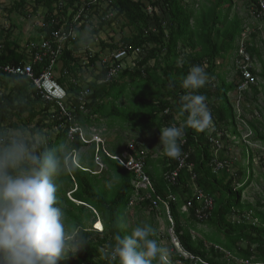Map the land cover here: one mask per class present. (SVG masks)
Masks as SVG:
<instances>
[{"label": "trees", "instance_id": "trees-1", "mask_svg": "<svg viewBox=\"0 0 264 264\" xmlns=\"http://www.w3.org/2000/svg\"><path fill=\"white\" fill-rule=\"evenodd\" d=\"M13 1V9L23 15L29 12L28 7L34 11L38 7L46 10L43 16L45 25L38 28L35 34L40 40L41 35L50 38V29L59 27L68 6H73V9L71 8L73 13L77 10L75 3L84 2L85 9L93 6L90 3L92 0H66L64 8L58 0ZM97 1L107 6L104 12L111 9L110 11L115 14L109 20L100 21L98 29L92 27L90 30L96 33L121 16L133 30L131 35L123 36L118 41L110 43L101 41V52L105 48L116 49L121 43L132 48L140 47L145 50L146 55L143 59L135 61L133 69L125 68L117 77L109 81L97 82V78L105 77L104 68L96 74L91 72L95 76L93 77L95 81L88 82L91 94L84 97L85 110L79 108L81 105L79 97L86 78L79 72L80 64L76 55L80 47L74 35L63 44L62 54L58 57L62 73L58 78L56 77L61 85L67 84V103L74 108L71 112L73 115L71 120L59 117V109L54 101L41 99L29 77L0 74V127H22L12 121V118L20 120L27 112L25 126L37 118L36 123L28 127L29 130H38L46 134L50 145L67 143L81 160L74 171L57 178V196L60 205L67 213L68 222L74 224L87 237L88 244L74 256L70 254L61 264H109L103 252L115 242V235L119 233L123 236L138 226V224L128 225L127 205L133 193L131 185L133 176L113 157L120 150L115 144L110 145L107 152L100 148L99 155L103 168L99 174H93L92 171L96 167L94 145L88 147L87 154L81 153L78 150L90 144L81 141L77 133L72 139L68 137V130L72 125L76 124L82 131L85 127L93 124L99 126L104 122L107 130L118 120L134 130L154 129L158 135H160L159 129L171 124L183 127L186 141L182 149L191 150L188 161L192 163V170H180L176 183L171 185L169 190L163 176L152 182L155 197L158 195L166 200L168 192L175 196L174 200L169 202V209L174 235L184 251L202 257L209 264H245L239 263L238 260H247L250 264H264V210L262 209L264 205L256 201L254 206L241 200L242 190L252 180V173L246 172L251 166V156L248 165L245 168H238L235 173L230 172L229 165L215 171L212 162L214 149L209 140L210 136L216 137L218 132L221 133V139L227 140L229 136L240 138L238 126L243 125L252 134L247 140L259 142L264 146V107L258 105L260 95L264 100V39L259 38L257 25L252 26L251 31H246L251 25L248 18H242L237 13L231 12L233 0ZM254 1L256 0H249V2ZM148 6L151 7V12L147 11ZM60 8L62 13L55 14ZM11 10L10 7L9 11ZM85 11H82L81 16ZM53 16L58 24H49ZM261 21H264V17ZM65 27H70L68 22ZM80 28H84L83 25L78 27ZM244 33L249 38L243 41L244 44H239ZM10 35L9 28L0 29V65L3 66L19 64L27 58L26 47H21L17 38L11 39ZM36 37H32L30 43H36ZM241 45L248 60L240 54ZM180 47L181 51H179ZM99 52L98 50L92 56H88V64L95 67V61L100 56ZM228 61L230 68L237 75L235 81L226 79L230 69H220ZM240 61L244 64L249 62L248 70L254 83H249L247 89L240 92L242 93L240 107L243 113L237 115L228 94L235 91L244 80ZM254 61L258 69L254 68ZM47 64V60L34 64V75L38 76ZM193 65L204 67L209 76L206 85L195 90V94L207 97L206 102L213 120L212 131L210 128L201 131L194 125H188V113L181 105V97L193 91L182 87L181 84ZM17 101L21 103L18 105ZM245 113L251 114L250 119L245 118ZM52 132L56 136L50 140ZM223 148L225 147L217 152V158L222 162L225 161ZM243 155H245L244 151ZM149 157L148 154L145 164L150 165L151 170L155 171L154 161ZM163 158L161 171L168 172L176 166L175 159L166 155ZM259 160L262 162L263 158ZM262 164L264 166V161ZM192 175H194L193 181ZM110 180L114 183L108 188L106 182ZM193 182L205 194L211 196L214 202V208L205 220L194 217L195 201L191 202L192 205L186 211L180 209L191 199ZM75 201L85 203L87 206L77 205ZM140 205V208H146L150 203L147 200ZM89 207L97 211L103 226L102 232L91 230L95 214ZM125 223L126 228L122 227ZM196 224L211 227L216 235L204 234L203 238L194 237L191 231L196 229ZM225 251L233 258L226 257ZM169 258L182 259L175 252H172ZM153 264H171V262L157 259Z\"/></svg>", "mask_w": 264, "mask_h": 264}, {"label": "clouds", "instance_id": "clouds-1", "mask_svg": "<svg viewBox=\"0 0 264 264\" xmlns=\"http://www.w3.org/2000/svg\"><path fill=\"white\" fill-rule=\"evenodd\" d=\"M253 4L259 13H264V0ZM147 11L151 12V7ZM51 23L56 22L51 20ZM61 25L66 28L67 23L62 20ZM45 39L49 38L27 42L26 48H33L31 44L38 46ZM84 39L88 41L91 37L85 34ZM59 62L57 58L53 75ZM208 80L204 67L193 65L181 81L182 87L193 90L181 97V105L188 113L187 124L201 131L213 127V120L207 97L195 94V90L204 87ZM58 84L64 88L67 102V88ZM159 132V144L167 157L179 160L185 155L182 126L171 124ZM82 133L85 137L83 129ZM84 142L96 147L93 141ZM102 148L107 150L103 144ZM80 163V157L73 154L67 143L50 145L47 135L38 130L0 127V264H61L70 254L74 256L87 246V237L68 222L57 196V178L74 171ZM122 227L126 228L127 224ZM153 234L154 229L149 225H138L123 236L117 233L115 242L103 255L109 264H153L157 259L170 257L172 250L161 247L152 238Z\"/></svg>", "mask_w": 264, "mask_h": 264}, {"label": "rangeland", "instance_id": "rangeland-1", "mask_svg": "<svg viewBox=\"0 0 264 264\" xmlns=\"http://www.w3.org/2000/svg\"><path fill=\"white\" fill-rule=\"evenodd\" d=\"M13 2V0H0V29L9 28L11 39L17 38L20 44L26 43L25 41L27 40H29L30 42L32 36L36 37L34 34L36 33L39 25L43 22L44 8L38 7L34 11L31 7H28L29 12L27 13V15H23L17 10L13 9ZM28 5L29 4H27V6ZM10 7L12 9L11 11H9ZM106 8L107 7L106 5H104V3L101 4V2H98L94 9L91 8L92 11L88 10L91 11V14L83 23V27L85 28L83 31L84 34L92 33L91 35H89L91 39L89 40L90 42L88 46L85 47L80 43V48L77 50L76 55V57L78 58V63L80 64L79 72L84 76H89L90 72L96 74L100 70L101 57H99L98 60L95 61V67L88 64V56H92L97 50L100 49V47H98L100 46V41H104L105 43H109L110 41L115 42L123 36L131 35V33L133 32L132 27L128 26L125 18L121 16L118 17L109 26L105 25L97 32V35H94V32L90 30L92 28L88 27H94L95 29H98L100 23L99 13H103ZM231 12L237 13L242 18H248V22L251 26L248 27L246 31H251L253 28L252 26L257 25L258 31L260 32L259 38L262 40L264 39V21H261V18L264 17V13H259L253 2H249V0H233V7ZM98 34H100V36ZM247 38L249 37H247V34L244 33L240 38L239 44H242L243 41ZM39 40L40 39L37 36L36 42H39ZM181 49L182 48L180 47L179 51H181ZM103 51L104 55H106V53L108 52L107 48H105ZM185 51H189V49H186ZM229 61L227 64L224 63L220 69H230L229 73L226 76V79L227 81H235L237 79V75L235 74V71L230 68L231 65H229ZM152 63L153 62H151L150 65H152ZM57 66L58 68H56V70L54 71V77H58L62 73L60 62ZM253 66L255 69H258V65L255 63V61ZM256 81L259 80L256 79ZM228 97L231 103L234 105L237 115L242 114L243 112L240 107L242 93H238L235 90L228 94ZM258 105L264 107V100L261 95L258 98ZM244 115L246 119H250L251 117V114L249 113H245ZM27 116L28 113L25 112L21 116L20 120L13 117L12 121L16 122L18 126H22L28 129V127H32L36 123L37 118L28 123V126H25L27 125L25 124ZM107 122H109V120ZM89 127L91 128L90 130L88 129ZM105 128V123L101 122L99 126L93 124L92 126L83 128V130H85L86 133L90 131V133L92 134H97V136L102 141H104L103 147L105 148H108L109 145L113 146V144H115L118 150L123 151V147L125 145L132 143L133 145L135 144V147H140L147 151L149 155V152H151V156L153 154L158 155L160 153V150L163 149L162 145L159 144V135L155 130H132L128 124L122 123L119 120L117 121V123L108 128L106 132H103L102 130H104ZM238 129L241 133L240 138L229 136L227 140L221 139L219 143L220 145L224 144L225 146V148H223L225 149L224 155L231 173H235L238 168H245L248 165L249 157L251 156V166L249 169H246V172L250 171L252 173V180L242 190L241 200L249 202L254 206H256V201H259L261 205H264V166L262 164L263 160L262 162L259 160L261 156H264V146L259 142L247 140L252 134L250 131L246 130L243 125H239ZM212 130V127H210V131ZM50 136H52V134ZM243 151L245 155H243ZM262 209L264 210V207ZM255 222L256 221L254 220V223ZM136 223L138 225L151 226L154 229L152 238L156 239L161 247L170 248L172 252L180 253L181 255H183L182 252L176 248V244L174 243V240L176 238L170 228V224L167 222V217H160L157 211L150 205H148V207L146 208H142V211H140L139 214L135 213V215L132 216L128 214V225L134 226ZM97 225H99V227L97 228L101 229V225L99 222H97ZM191 233L194 237L198 238H203L204 234H209L211 236L216 235L215 231L205 224H196V229H193ZM226 255L228 256V254ZM228 257H231L230 254ZM165 259L170 261L169 257ZM165 259H163L164 262H167Z\"/></svg>", "mask_w": 264, "mask_h": 264}, {"label": "built area", "instance_id": "built-area-1", "mask_svg": "<svg viewBox=\"0 0 264 264\" xmlns=\"http://www.w3.org/2000/svg\"><path fill=\"white\" fill-rule=\"evenodd\" d=\"M62 5L61 2H58ZM90 3L93 4V6L87 7L86 11L83 16H81L82 11L84 10L81 8L78 13L70 18V15H66L63 18L64 23H67L70 25L69 29L66 30L64 28V25H61L56 30H52L50 32V38L47 40H42V42L35 47L34 44H31L33 48L28 49V54L26 61L14 64V65H0V74L8 73L13 75H20V76H26L30 78V81L32 82L33 86L35 87L36 91L40 95L42 100L45 101H54L59 109V117L65 118L68 120H71L73 118V115L71 112L74 110L72 106H69L67 102H65L66 99V92L62 86L58 84V82L53 77V66L55 64V61L57 58L62 54V47L63 43L67 41L75 32L74 27L81 26L89 17L91 14V8L94 9L96 7V4L98 3L97 0H92ZM102 4V3H101ZM107 7V6H106ZM91 10V11H88ZM113 12L110 10H107L106 12L102 13L100 12L99 20L100 21H106L113 17ZM92 28V27H88ZM108 50V49H107ZM240 54L244 55L245 60H248V57L243 52V48L241 45L240 48ZM146 53L145 50L140 47L132 48L131 46H125L121 43L119 44V47L116 49L108 50L106 55L102 54L99 57L100 58V64L101 68L105 69L106 75L104 78H97V82L99 81H109L115 77L123 70V69H133L135 66V61L137 59H143L145 57ZM44 60L48 61V64L43 68V71L38 75H34V64H37L39 62H43ZM242 64L241 73L243 76V82H241L236 91L238 93L244 91L247 89L248 84H253V78L248 70L249 68V62L247 64H244L243 61L239 62V65ZM100 71V70H99ZM84 76V75H83ZM95 77L91 72L89 73V76H84L86 79V82L95 81L93 78ZM89 87L87 86V83L84 84L82 93L80 94L79 100L80 104L79 108L82 110V107L84 105V97L85 95L89 94ZM78 134L80 139L82 141H93L95 143V153H94V161L96 165H98L100 168L102 167V163L100 161V156L98 154V149H101L104 152H107L104 148H102L103 141L97 136L94 135L91 137L90 140L85 139L81 129L79 126L72 125L68 130V137L69 139L73 138L74 134ZM216 137L210 136V141L213 143L214 147V159H213V168L215 171H218L220 169H223L226 167L227 163L224 161H220L217 158V152L222 148L225 147L224 144L220 145L219 141L221 140V133L218 132L216 134ZM185 140L183 136V142L182 146H184ZM182 152L185 154L182 156L179 160L176 159V166L175 168L169 172L166 175V180L170 184H175L177 181L178 173L182 169H186L188 171L192 170V163L188 161L190 157V151L189 150H183ZM114 158H116L124 168L127 170H130L134 177H135V194L129 201L130 206H134L135 203L139 201H145L150 199V206L154 209H158L161 205L164 207L167 215L169 216V201L174 200L173 195L169 194L166 197V200H163L162 198L156 196L155 199H151L149 195L141 196L139 194V189H151L152 185L151 182L144 171L145 167V160L146 156L143 151H135V146L131 143L127 145V150L121 155H114ZM260 158H263L264 156H261ZM194 176V175H193ZM194 196L197 200H199V206L194 209V217L198 220H205L210 216L211 210L213 208V200L208 195H205L201 191L197 190L194 193ZM192 201L188 200L185 205L181 207L182 211L187 210L188 207L192 205ZM96 226V224L94 225ZM97 228V227H96ZM101 231V229H98ZM174 243L176 244V248L180 249V246L178 244L177 239L174 240ZM182 256L187 259V264H209L206 261H204L199 256H195L189 253H186L182 251ZM166 260V259H165ZM168 262V260H166ZM245 264H250L247 260L241 261ZM171 264H182L180 261H176L175 263ZM254 264H263V263H254Z\"/></svg>", "mask_w": 264, "mask_h": 264}, {"label": "crops", "instance_id": "crops-1", "mask_svg": "<svg viewBox=\"0 0 264 264\" xmlns=\"http://www.w3.org/2000/svg\"><path fill=\"white\" fill-rule=\"evenodd\" d=\"M58 2H61L62 3V5H61V7L62 8H64L65 6H66V0H58ZM83 5V6H82ZM54 6H55V4H54ZM74 6H76L77 7V10L73 13V11H72V7L73 6H68L67 7V11H66V13L64 14V16L63 17H65L66 15H70V18L71 17H73V16H75L77 13H78V11L81 9V8H83L84 10H86L85 9V7H84V2H82V3H80V4H76L75 3V5ZM62 8H60V9H57L56 11H55V14H57V13H59V15H60V13H62ZM72 8V9H71ZM45 12H46V10L44 9V14H45ZM53 15V14H52ZM51 19L53 20V21H56V19H55V16H53V17H51ZM49 22H51V20L49 21ZM45 23V21L43 20V22L39 25V27L38 28H40V27H42V25H45L44 24ZM83 25V24H82ZM81 25V26H82ZM81 26H78V27H81ZM78 27H74V32H75V34H74V36H76L77 37V39H76V42H77V44L79 45L80 43L81 44H83L85 47H87L88 46V44H89V40H88V42L87 41H85V39H84V36H85V34H84V29L85 28H80V29H78ZM37 31H38V29L36 30V33H37ZM35 33V34H36ZM34 34V35H35ZM92 33H89L88 35H91ZM40 35H41V33H40ZM94 35H97V32L96 33H94ZM99 36H100V34H98ZM32 37H34V36H32ZM41 37H43V35H41ZM96 38V37H95ZM26 43L27 42H29V40H27V41H25ZM36 42V41H35ZM87 42V43H86ZM111 42V41H110ZM109 42V43H110ZM26 43H19L20 44V46L21 47H26ZM99 45L100 46H98V47H101V41H100V43H99ZM26 51H27V54L29 53L28 52V49L26 48ZM98 51V50H97ZM99 55H102L103 54V52L104 51H102L101 52V48L99 49ZM26 61V60H25ZM58 67V66H57ZM59 77V76H58ZM57 77V78H58ZM64 87H66L67 88V84L66 83H64V85H63ZM166 111V110H165ZM90 126H92V125H90ZM130 128H131V126H129ZM89 130L91 129L90 127L88 128ZM132 129V128H131ZM132 130H134V129H132ZM137 130V129H136ZM154 130V129H153ZM84 131V134H85V138L87 139L88 137H90L91 135H93L92 133H90V131L88 132V133H86L85 132V130H83ZM103 132H106V129H104V130H102ZM52 134V136H50L49 137V139L50 140H53L54 138H55V136H56V134L55 133H51ZM105 134V133H104ZM97 135V134H96ZM184 140L186 141V137H185V134H184ZM209 140H210V137H209ZM82 141V140H81ZM84 142V141H83ZM211 142V141H210ZM128 145V144H127ZM127 145H125L123 148H124V150L123 151H120L119 153H117L118 155H122L126 150H127ZM135 145V144H134ZM211 145L213 146V143L211 142ZM89 146H91L92 147V144H90V145H84V146H82L78 151L79 152H81V153H86L87 152V150H88V147ZM110 146V145H109ZM95 149V148H94ZM213 149H214V147H213ZM108 150V149H107ZM189 151H191L190 150V148L188 149ZM109 151V150H108ZM135 151H143L144 153H145V158H146V161H147V158H148V152L147 151H145L144 149H142V148H140V147H135ZM95 153V152H94ZM150 153V156H151V152H149ZM73 154L74 155H76V152H73ZM87 154V153H86ZM98 154H99V152H98ZM114 155H116V154H114ZM165 154H164V150L163 149H161L160 150V153L157 155V154H153L151 157H149V159L152 161H154V170L155 171H152L151 170V167H150V165H148L147 166V163L145 164V167H144V171L146 172V174H147V176H148V178H149V180H150V182H151V185H152V188H153V190H151V189H139V194L141 195V196H145V195H149L150 196V198L151 199H153V198H155V196H154V194H155V192H154V185H153V182H152V180L153 181H155V180H158L161 176H163V179L165 180V182L167 183L166 184V187H167V189L169 190V187L171 186V185H174V184H170L167 180H166V175L169 173V172H171L172 170H170V171H168V172H164V171H161V170H163V162H162V160L164 159L163 158V156H164ZM217 155H218V153H217ZM100 156V155H99ZM215 156V155H214ZM100 161H101V158H100ZM175 161H176V159H175ZM221 161V160H220ZM225 162H226V159H225ZM95 163V162H94ZM120 163V162H119ZM121 164V163H120ZM122 165V164H121ZM122 167H123V165H122ZM102 168H103V165H102V167L101 168H99L97 165H96V167L94 168V171H92V173L93 174H99L101 171H102ZM124 168V167H123ZM126 171H128L129 173H131L132 174V180H131V185L133 186V193H132V195H131V197H130V199H129V201L131 200V198L134 196V194H135V188H134V183H135V177H134V175H133V173L130 171V170H127L126 168H124ZM146 169L147 170H149V171H146ZM156 170H158V171H156ZM148 172H149V175H148ZM179 173H180V171H179ZM179 173H178V175H179ZM193 179H194V176L192 175V177H191V180L193 181ZM113 181L112 180H110V181H108V182H106V186L108 187V188H110L112 185H113ZM75 187V186H74ZM197 190H199V191H201L202 193H204L194 182L192 183V195L190 196V200L193 202V201H195L196 202V206H195V208L196 207H198L199 206V200H197L196 198H195V196H194V193H195V191H197ZM69 193V192H68ZM67 193V194H68ZM168 194H171V195H173V197L175 198V196H174V194H172V193H169L168 192ZM205 194V193H204ZM205 195H207V194H205ZM156 196H158V195H156ZM209 196V195H208ZM209 197H211V196H209ZM69 198H70V196H69ZM212 198V197H211ZM73 200V199H72ZM213 200V199H212ZM129 201H128V205H127V217H128V214H130V216H132V215H135V213H140V211H142L141 209L142 208H140L141 207V203H143V202H145V201H147V200H145V201H142V202H139V203H137V204H135L134 206H130L129 205ZM148 201H149V203H150V199H148ZM171 201V200H170ZM169 201V202H170ZM76 202V204L77 205H80V204H83V205H85V206H87L85 203H82V202H79V201H75ZM169 205V204H168ZM182 207V206H181ZM89 208H91V210L94 212V214H95V220H94V222L92 223V225H91V230H94V231H97V232H102V230H103V226H102V223H101V221H100V218H99V215H98V213H97V211L95 210V209H93L92 207H89ZM170 208V207H169ZM194 208V209H195ZM213 208H214V202H213ZM213 208H212V210H213ZM181 209V208H180ZM194 209H193V214H194ZM212 210H211V212H212ZM156 211H157V213L159 214V216L161 217V216H165V217H167V221H169L168 223L170 224V228H171V230H172V232H173V221H172V219H171V214H170V209H169V216L167 215V213H166V211H165V209H164V207L161 205L158 209H156ZM181 211H182V209H181ZM186 211V210H185ZM211 214V213H210ZM97 222H99L100 223V225H101V231L100 230H98V228H96V226H94ZM88 223H89V221H88ZM137 224V223H136ZM135 224V225H136ZM134 225V226H135ZM173 234H174V232H173ZM175 236V235H174ZM176 238V237H175ZM180 251L182 252V251H184L181 247H180ZM184 252H186V251H184ZM186 253H188V252H186ZM225 253L226 254H228V256H229V253H227V251H225ZM179 254V256L181 255L180 253H178ZM227 255H226V257H228ZM231 256V255H230ZM180 257H182V255L180 256ZM200 257V256H199ZM232 257V256H231ZM184 257H182V259H178V258H176V259H170V262H172V263H175L176 261H180L182 264H187L188 263V261L187 260H185V259H183ZM200 258H202V257H200ZM233 258V257H232ZM203 259V258H202ZM204 260V259H203ZM205 261V260H204ZM238 262L240 263L241 261H239L238 260Z\"/></svg>", "mask_w": 264, "mask_h": 264}, {"label": "snow or ice", "instance_id": "snow-or-ice-1", "mask_svg": "<svg viewBox=\"0 0 264 264\" xmlns=\"http://www.w3.org/2000/svg\"><path fill=\"white\" fill-rule=\"evenodd\" d=\"M97 227H99V225H97Z\"/></svg>", "mask_w": 264, "mask_h": 264}]
</instances>
